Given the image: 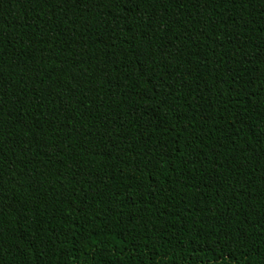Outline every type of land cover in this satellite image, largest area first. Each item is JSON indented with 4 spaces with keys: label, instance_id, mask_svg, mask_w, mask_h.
Listing matches in <instances>:
<instances>
[{
    "label": "trees",
    "instance_id": "1",
    "mask_svg": "<svg viewBox=\"0 0 264 264\" xmlns=\"http://www.w3.org/2000/svg\"><path fill=\"white\" fill-rule=\"evenodd\" d=\"M0 264H264V0H0Z\"/></svg>",
    "mask_w": 264,
    "mask_h": 264
}]
</instances>
